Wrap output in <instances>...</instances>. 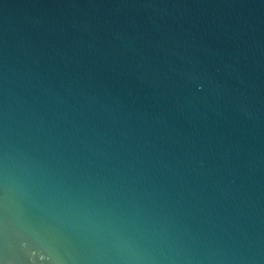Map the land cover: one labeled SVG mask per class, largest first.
Returning a JSON list of instances; mask_svg holds the SVG:
<instances>
[{"label": "water", "instance_id": "water-1", "mask_svg": "<svg viewBox=\"0 0 264 264\" xmlns=\"http://www.w3.org/2000/svg\"><path fill=\"white\" fill-rule=\"evenodd\" d=\"M0 264H264V0H0Z\"/></svg>", "mask_w": 264, "mask_h": 264}]
</instances>
